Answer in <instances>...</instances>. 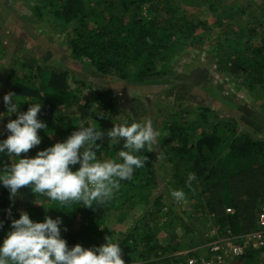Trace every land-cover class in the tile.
<instances>
[{"label": "trees", "instance_id": "16d2710c", "mask_svg": "<svg viewBox=\"0 0 264 264\" xmlns=\"http://www.w3.org/2000/svg\"><path fill=\"white\" fill-rule=\"evenodd\" d=\"M33 1L34 4L29 6L27 22L43 20L44 24L67 32L61 40L67 57L75 65L88 66L109 85V88L94 91L91 112L90 104L80 107V116L75 118L67 117L63 110L81 99L79 90L88 87L86 81L74 80V75L69 71H61L58 66L29 57L3 73V96L7 92L15 93L21 111H26L32 102L41 103L37 118L47 125L46 129L38 130L42 149L46 148L45 135L69 136L76 131L77 122L81 126H89V120L99 122L105 119L110 124L116 115L124 113L122 107L117 106L115 88L127 89L129 86L144 98L156 92L158 86H173L176 91L182 86L183 93L192 92L195 85L207 79L199 77L202 71L196 72L198 81L189 84L175 78L176 73L169 68L175 53L187 46L201 47L208 56L212 54L216 58L215 72L232 77L236 84L235 91L251 96L253 103L261 101L259 107L264 115V0L258 3L255 10H251L243 23L237 19L247 12V7L237 10L227 8L216 24L220 25L226 19L231 21L226 31L220 35L218 33L215 43L209 47L204 43L205 34L197 32L199 28L207 29L205 23L179 6L183 0ZM0 24L4 29L7 26L6 29H10L12 34H20V37L26 35L19 33L23 32L24 26L12 22L8 13L1 17ZM234 27L236 30L233 31ZM253 37L258 40L254 42ZM208 39L210 43L213 41ZM33 41V37H28L24 43L28 45ZM4 46L0 43V55ZM28 47L24 50L26 54H31L37 48ZM224 92L228 94L227 90ZM231 96L224 98L222 107L225 110L233 108V102H243L241 98L236 100L234 92ZM177 102L182 106L183 101ZM195 107L196 123L198 120L200 123L188 127L173 121L164 126L161 142L165 143V150L170 156L168 161L174 172L172 178L178 179L179 189H190L185 183L187 176H180V164L184 173L195 174L196 179L191 186L194 189V192L191 189L192 198L197 201L200 209L197 217L204 219V225L194 222L193 216L186 215L171 197L161 177L163 155L157 142L153 151L148 152L146 147L137 153L141 157L145 155L147 160L142 168L135 169L133 178L120 181L121 186L113 198L105 204L94 203V209L77 202L62 205L52 200L48 206L37 205L35 203L41 194H34L27 186L19 189L10 200L8 189L0 185V221L3 222L0 242L10 230L11 219H18L20 212L26 211L34 221H43L45 215L60 217L61 236L69 248L76 244L86 248L99 246L106 242V237H110L120 244L125 263L140 259L148 261L145 264H186L178 254L172 256L186 247L167 240L155 243L158 231L170 226L164 223L159 227L156 221L164 217L171 219L190 238L196 232H209L214 227L216 235L210 240L252 231L256 227V212L264 203V141L255 138L263 133L258 128H254L252 133L238 131L236 119L232 116L226 121V118H220L218 111L216 113L204 106ZM226 114L223 116L226 117ZM9 117L15 119L16 114ZM125 121L131 123L136 120L125 113L122 123ZM109 130H100L104 135L97 140L100 144L96 150L98 159H118L117 153L123 148L122 138L116 141L107 137ZM29 154H32L31 150ZM20 155L23 156L22 153ZM16 159L0 154V169L10 166ZM136 205L140 207V213L132 219L130 227L118 233L107 229L108 218L113 212L118 211L121 220ZM9 208L10 213L7 212ZM227 208L232 209V213H226ZM152 216L155 222L150 228L147 224ZM65 227L67 231H64ZM263 250L264 247L254 250L250 245L245 256L233 260L242 264H258V255ZM211 256L210 247L206 246L185 255L193 259L194 264H203Z\"/></svg>", "mask_w": 264, "mask_h": 264}, {"label": "rangeland", "instance_id": "374dc122", "mask_svg": "<svg viewBox=\"0 0 264 264\" xmlns=\"http://www.w3.org/2000/svg\"><path fill=\"white\" fill-rule=\"evenodd\" d=\"M260 1L261 0H253L251 2H249L248 0H183L181 2L179 1V6L183 10H187L188 13L195 15L199 20H202L205 23L207 29L204 31L203 28H199L197 32L202 33V35L205 34L204 43L209 47L212 46L213 43H215V38L217 37L216 35H218V33L220 35L224 30L226 31V26L229 21H231L226 19L222 21L220 25L216 24V20L218 19V17L221 18L227 8L230 7L232 10H237L242 7H247V12L242 14L237 19L238 21L243 23L247 21L246 17L250 15L251 10L256 9V6L258 5V3H260ZM33 4V0H0V22L1 17L8 13L12 22L14 21V23L18 24V26L20 27L24 26L23 32L19 31V33H21L22 36L23 34H26L23 37H20V34H12V32H10V29H6L7 26H5L4 29V26H1L0 24V43L5 45V48L2 49L3 52L0 55V113L6 112V107L3 103L2 98L3 94L5 93L3 91L4 79L2 78L4 75L2 74L11 70L16 63L25 61L29 57L32 60H42L50 66H58L62 69L61 71H69L71 75H74V80L86 81V85H88V87H81V89L79 90V96H81V99L77 103H73L72 106L66 107V109L63 110V114L67 117L79 118L80 107L90 104V112L93 110L92 104L95 96V94H93L94 91L98 90L99 88H109V85L101 75L94 72L92 69H89L88 66H81L79 64L75 65L76 63H74L67 57L65 48L63 47V45H61V40H63L67 32H62L61 29L51 27L49 24H44L43 20L27 22L26 18L30 17L29 6ZM211 4H215L213 8L210 7ZM258 14L259 13H257V15ZM234 30H236L235 27L233 28V31ZM222 35H225V33ZM26 37H33V43L28 45L27 43H24V41L27 40ZM208 38H211V40L213 41L210 43V40ZM14 40H16V45L14 44ZM253 40L254 42H256L258 38L253 37ZM28 46L30 48H37L34 52H31V54H26L24 50ZM22 47H24V49H22ZM215 59L216 58H214L212 54H209L208 56L206 51L204 52L201 47L196 48L193 46H187L186 49H182L179 52L175 53L171 61V66L169 68H171L172 71L176 73L175 78H178V80L180 81L183 80L184 82H187L189 84H193L195 81H198L199 77H206L209 80L210 85L219 86V83H221L222 89L224 91H228V94L225 95L224 92L223 96L232 98L231 94L232 92H234L237 97L236 100L240 98L241 100H243V102H238L243 106H240L238 104V106H240V110H233L231 108L229 110H227L226 108L225 110V108L221 105H213L214 109H218V112L221 115L220 118H226L225 120L227 121L230 116H232L234 119H236V129H238V131H246L252 133L256 128L262 131L263 128L261 125H264V115L261 114L262 110L259 107L261 101H255V103H253L251 96L242 94L240 91H235L236 84H234L232 77H227L226 75L224 76V73L215 72ZM199 70L202 71V73L198 77L196 75V72H198ZM17 75L19 76L20 73L17 72ZM181 89L182 86H180V89L178 91H176L173 86H158L156 92L144 98L139 91L129 86H127V89L115 88L114 93L116 96L117 106L118 108L122 107L124 113H122L121 115H116L114 117V120L110 124H107V120L105 121V119L99 122L96 120H89L88 123L89 126L98 128V130H103L106 128L111 129L114 124L119 125L122 123V119L125 117V113L130 117L133 116L134 119L140 123L151 121L153 128L159 130L161 133V135L157 139V142L162 148L163 155V160L161 161V177H163V182L166 184L165 186L168 188L169 193L172 190L179 189L180 185L178 183V179L175 180L172 178L174 172L173 166L170 165L168 161L170 156H168V152L167 150H165V143L161 142V139L163 138L162 135L165 132L164 126L171 124L173 121H177V124L184 123L188 127L193 125L195 126V124L200 123V120H198L196 123V118L194 115L195 106H199V104L201 105V103H210L211 105L213 104V102L205 100L206 96H203L201 92H199L198 94V91L195 89L192 90V92L190 91L189 93H183ZM200 95H202L204 99ZM256 97L257 95H255L254 99H256ZM177 100L183 101L182 106H179ZM248 111H251L250 115L254 116L253 118H255L253 120L254 124L244 122V117L246 116V113ZM225 112L227 113L226 117L223 116L225 115ZM9 119L10 117L7 115L4 116L3 119H0V139H5L7 137L8 133L5 125L9 121ZM98 123H100L101 125H98ZM80 127L81 124L77 122L76 130ZM67 137V134L61 136H56L54 134L45 135V138H47L45 147H49L58 141H63ZM255 138L264 141V135L262 134H259ZM120 139L121 138H116L114 140L118 141ZM30 150L32 154H29ZM30 150L28 153H22L23 156H35L37 150H42V142L38 146H35ZM176 163L177 162H175V164ZM179 164L180 163H178V165ZM178 169L182 170L180 176L188 175L184 173V169L181 167V164L180 166H178ZM27 188H29V186H27ZM191 189L194 192L193 187L189 190L181 189L185 193V199L183 201H177V203L179 207L184 210L186 215L193 216L192 220L194 222H196L198 225H204V219H202L201 217H197V215L199 214L198 210L200 209H198L197 207V201L192 198ZM33 202L34 201H32V203ZM48 202L50 203V199L46 195L41 194L39 201L34 203L37 205L46 204V206H48ZM131 209L133 211L129 210L127 216L123 217L121 220L119 219L118 211L113 212L108 218L107 229L109 231H116V233H118L123 231L126 227H130L132 219L136 218L138 216V213H140V207L136 205L134 207H131ZM164 218L156 221L157 226H163L164 223L170 224V226L169 228H166L165 226V229L158 231V233L156 234L155 243L159 244V242L167 240L171 243H179L183 247H186L182 252L174 253L172 255L177 256L178 254V256L183 257L186 264H194L195 262L193 259L185 257V255H187L189 252L204 249L205 246L210 242L220 240V238L210 240L214 237V235H216L215 227L209 230V232H196L195 236L190 238L183 233L180 226L176 222L171 221V219L166 220ZM154 222L155 219L152 216L147 225L151 228ZM168 233H170V235L166 236ZM196 241H198L199 243L197 244ZM123 254H125V251L123 252ZM199 256H201V254ZM145 262L148 261H142L139 259L125 264H145ZM229 264L242 263L240 261L231 260ZM258 264H264V250L261 251L258 255Z\"/></svg>", "mask_w": 264, "mask_h": 264}, {"label": "clouds", "instance_id": "9594fccd", "mask_svg": "<svg viewBox=\"0 0 264 264\" xmlns=\"http://www.w3.org/2000/svg\"><path fill=\"white\" fill-rule=\"evenodd\" d=\"M3 103L6 112L0 113V119L16 114L5 125L7 137L0 139V154L18 158L0 169V185L8 189L10 200L23 186H29L34 194L46 195L62 205L77 202L93 208L94 203L105 204L119 190L120 181L131 180L135 169L145 165L147 157L137 153L146 147L148 152L153 151L161 135L151 121L114 124L107 137L123 139L118 159H98L97 140L104 134L98 128L81 126L63 141L37 150L35 156H21L41 143L38 130L47 128L37 118L42 105L32 102L26 111H21L13 92L3 96ZM195 179V174L189 173L186 186L191 188ZM170 195L176 201L185 199L181 189L172 190ZM61 224L60 217L45 215L43 221H34L21 211L18 219H11L10 230L0 242V264H125L120 244L110 237L99 246L76 244L69 248L61 236Z\"/></svg>", "mask_w": 264, "mask_h": 264}, {"label": "built area", "instance_id": "2783aa9c", "mask_svg": "<svg viewBox=\"0 0 264 264\" xmlns=\"http://www.w3.org/2000/svg\"><path fill=\"white\" fill-rule=\"evenodd\" d=\"M226 213H232V209L227 208ZM250 245L254 250L264 247V203L256 212V227L239 236L227 235L207 244L206 247H210L212 256L203 264H229L231 260L245 256Z\"/></svg>", "mask_w": 264, "mask_h": 264}, {"label": "crops", "instance_id": "0c3cea01", "mask_svg": "<svg viewBox=\"0 0 264 264\" xmlns=\"http://www.w3.org/2000/svg\"><path fill=\"white\" fill-rule=\"evenodd\" d=\"M197 79H198V77H197ZM206 80L205 81L204 80L201 81V84L198 83L197 85H195L192 88V90H194V89L197 90L198 94H199V92H201V94H203V96H206L208 98L207 99L205 97V100L213 102L212 105L210 103H209L210 105L201 103V105L199 104V106L209 107L211 110H214L217 113L218 109H214L213 105H216V104H218V106H220V105L223 106L224 105L223 103H224V98L225 97L223 96L224 95L223 94V89L220 86L210 85L209 80L208 79H206ZM200 96L203 98L202 95H200ZM232 107L233 108H231V109H233V110H240V106H238V103H236V102L232 103ZM196 108L197 107H195V111H196ZM250 113H251V111H248L246 113V116L244 117V122L253 123L254 124L253 120L255 118H253L254 116L250 115ZM261 126H262L263 129H262V131L261 130L260 131L263 133L262 135H264V125H261Z\"/></svg>", "mask_w": 264, "mask_h": 264}]
</instances>
